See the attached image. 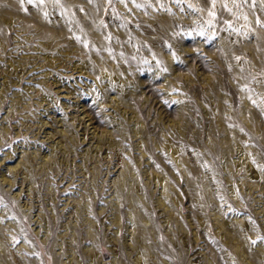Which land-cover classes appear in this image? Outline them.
I'll return each instance as SVG.
<instances>
[{
	"label": "rangeland",
	"instance_id": "rangeland-1",
	"mask_svg": "<svg viewBox=\"0 0 264 264\" xmlns=\"http://www.w3.org/2000/svg\"><path fill=\"white\" fill-rule=\"evenodd\" d=\"M54 1L47 24L68 6L83 54L51 27L0 22V258L264 264V0H98L95 25L94 0ZM98 58L123 69L128 99Z\"/></svg>",
	"mask_w": 264,
	"mask_h": 264
},
{
	"label": "bare ground",
	"instance_id": "bare-ground-1",
	"mask_svg": "<svg viewBox=\"0 0 264 264\" xmlns=\"http://www.w3.org/2000/svg\"><path fill=\"white\" fill-rule=\"evenodd\" d=\"M0 1H2V0H0ZM46 1L47 0H45V3H46ZM100 1V0H99ZM98 0H94V4H92V5H90L91 6V11H90V13L88 14L89 15V19H90V23L92 22H94L96 19H98L99 18V16H100V14H101V10H102V5H101V2H99ZM6 2H7V4H6V8L3 10V11H1V8H0V22H5V24H8V23H10V21H11V19H10V16H14V15H17V16H20V17H23L24 19L23 20H29V22H32L33 24H35V25H37V26H39L41 29H40V34L41 35H45V33H46V31L48 30V29H50V28H48V27H51V31H50V33H53L54 35H59L60 37H59V39L60 40H63V41H66V47H65V49H63L62 51L64 52V54H67V55H70V54H72V52L73 51H75V50H77L78 51V53L79 54H83L84 52L82 51V45H80L79 43H74V44H68L67 43V40H68V38L69 37H71V36H73L72 34H73V29L71 28V27H69L68 26V24L70 25V23H71V25H72V27H75V29L77 30V28H78V26H80L79 24H78V20L76 19V18H74L72 15H71V12H70V9H69V7L68 6H62L61 7V10L60 11H62L61 13H63V20H61V22L63 23L64 22V24L62 25V26H56V24H54L55 26H51V25H48L47 24V19L44 17V12H43V9L45 8V3L43 4V5H37V4H35L36 6H37V8L31 13V14H25V15H23L22 14V11H21V4H20V1L19 0H6ZM51 2V1H50ZM55 2V1H54ZM79 2V1H78ZM59 4V3H58ZM67 4V3H66ZM70 4H72V2L70 3ZM81 5H82V3H81ZM72 6V5H71ZM60 8V7H59ZM204 8H205V6H204ZM137 9V8H136ZM72 10H73V8H72ZM82 10V9H81ZM80 10V11H81ZM45 11V10H44ZM209 11V10H208ZM47 13V12H46ZM210 13V12H209ZM74 14V13H73ZM78 14V13H77ZM79 15V14H78ZM77 15V16H78ZM80 16V15H79ZM46 17H47V15H46ZM84 17V16H83ZM82 16H81V18H83ZM87 18V17H86ZM159 19V18H158ZM82 20V19H81ZM84 20V19H83ZM85 21V20H84ZM28 22V23H29ZM24 23H25V21H24ZM85 23H86V21H85ZM90 23H89V25H90ZM95 23V22H94ZM93 23V25H95ZM158 26H160L159 28H161V29H166V28H168L169 27V25H168V19H166V18H161V19H159L158 20ZM26 24V23H25ZM86 24H88V23H86ZM169 24H170V22H169ZM4 25V24H3ZM9 25V24H8ZM85 25V24H84ZM156 25V24H155ZM171 25V24H170ZM5 26V25H4ZM36 27V26H35ZM89 27V26H88ZM96 27V26H95ZM172 27V26H171ZM5 28H6V26H5ZM82 29V28H81ZM91 29V33H92V35L94 34V35H96L98 38H100V36H101V31L98 29V28H90ZM124 31V30H123ZM125 32V31H124ZM126 33V32H125ZM116 34H119V35H123V32L122 31H120V29H119V31H116ZM40 35V36H41ZM93 35V36H94ZM125 35V34H124ZM29 37V36H28ZM43 37H45V36H43ZM118 37V36H117ZM116 37V38H117ZM92 38H94V37H92ZM71 39H73V38H71ZM52 40V39H51ZM91 40V39H90ZM99 40H101V38L99 39ZM69 41V40H68ZM49 42H50V40H49ZM71 42V41H70ZM73 42V41H72ZM84 43V42H83ZM46 44H49V43H46ZM68 44V45H67ZM64 45V46H65ZM75 45V47H76V49L75 50H73V46ZM99 45V44H98ZM47 46V45H46ZM50 46V45H49ZM119 47V46H118ZM95 49V48H94ZM57 52H59V51H57ZM75 55H76V53H75ZM62 55H60V54H56L55 56L53 55V57H47L48 58V61L52 64V62L54 61V60H56V59H60V57H61ZM93 56H95V55H93ZM83 58H84V56H82ZM81 57V58H82ZM95 58V57H94ZM108 59V58H107ZM110 59V58H109ZM9 61V65L10 66H13V67H15V65H17V63H16V61H14V60H12V59H9L8 60ZM110 62V63H109ZM109 62H106V61H103V60H101V59H97V60H95V59H92V63L93 64H95V65H97V66H103V68H104V70H105V67H107V69H108V71H107V73H103L102 72V70H101V72L103 73L102 74V76L104 77V78H106V79H108L110 82H112L113 84L116 82L117 84H116V90L119 92V93H123V95L121 96V97H125V98H129V93H133L134 91H135V89H133V88H131L129 85H127V83H126V81L124 80V79H121V77H120V73L122 72V68H120V67H118V66H116L115 65V63L113 62V61H109ZM58 63V62H57ZM48 64V63H47ZM81 64V63H80ZM91 64V63H90ZM8 65V64H7ZM59 65V64H58ZM63 65V64H62ZM82 65V64H81ZM9 67V66H8ZM49 68V67H48ZM101 68V67H100ZM82 69V68H81ZM96 69V68H95ZM98 69V68H97ZM102 69V68H101ZM72 70V69H71ZM6 71V70H5ZM92 71V70H91ZM99 71V70H98ZM96 71L93 69V73H95ZM98 75H99V73H97ZM6 75V74H5ZM100 78V77H99ZM6 80V79H5ZM131 80H129V82H130ZM47 82H48V80H47ZM99 82V81H98ZM105 82V81H104ZM107 82V81H106ZM128 82V83H129ZM4 84L6 83V81H4L3 82ZM50 85H52L53 83H49ZM105 84V83H104ZM102 87H103V85H101ZM2 92H3V90H2ZM245 93H246V95H248V96H252L251 95V92H248V91H245ZM125 94V95H124ZM126 99V100H127ZM254 111V110H253ZM256 114V113H255ZM260 114V113H259ZM91 118V117H90ZM250 124V123H249ZM168 144V143H167ZM169 146V145H168ZM167 146V147H168ZM163 147H165V145L163 146ZM175 147V146H174ZM174 147H171V148H174ZM175 150V149H174ZM173 150V151H174ZM7 155H9V154H7ZM178 155H179V153H178ZM10 156V155H9ZM184 158V157H183ZM185 158H184V162H185ZM231 168V167H230ZM190 171V170H189ZM257 172V171H256ZM258 173V172H257ZM187 183H188V186L189 185H192L193 184V181L191 180V179H189V176L187 177ZM165 187V186H164ZM190 187V186H189ZM166 190V189H165ZM169 191V190H168ZM167 191V192H168ZM166 192V191H165ZM169 194V193H168ZM191 195V194H190ZM192 196V195H191ZM173 198H174V196H172ZM164 199V198H163ZM163 201V200H162ZM117 219V218H116ZM147 220V219H146ZM137 226H139V225H137ZM139 229H140V227H139ZM140 232V231H139ZM140 234V233H139ZM138 236V235H137ZM140 236V235H139ZM137 238V237H136ZM236 240H237V243H239V244H242L243 242L242 241H240V240H238V238H236ZM138 241H140V240H138ZM140 243V242H139ZM135 244H137V243H135ZM237 245V244H236ZM240 246V245H239ZM238 247V246H237ZM246 253V252H245ZM247 254V253H246ZM248 255V259H247V261H248V264H260V261H259V259H258V256H259V252L258 251H252V252H249V254H247ZM138 256V255H137ZM153 256V255H152ZM242 256V255H241ZM244 257V256H243ZM142 256H138V258L137 259H141L142 260ZM244 259H245V257H244ZM0 260H2L1 261V264H14L16 261L14 260V262H12V260L10 261V260H8L7 259V257L6 258H0ZM4 260V261H3ZM140 260V261H141ZM148 260V259H147ZM138 261V260H137ZM144 261V260H143ZM148 262V261H147ZM17 263V262H16ZM138 263V262H137ZM139 264V263H138ZM150 264V263H149ZM247 264V263H246Z\"/></svg>",
	"mask_w": 264,
	"mask_h": 264
},
{
	"label": "snow or ice",
	"instance_id": "snow-or-ice-1",
	"mask_svg": "<svg viewBox=\"0 0 264 264\" xmlns=\"http://www.w3.org/2000/svg\"><path fill=\"white\" fill-rule=\"evenodd\" d=\"M24 0H21V3H23ZM28 4H37V5H43L45 3V0H26ZM56 3H59V0H55Z\"/></svg>",
	"mask_w": 264,
	"mask_h": 264
}]
</instances>
